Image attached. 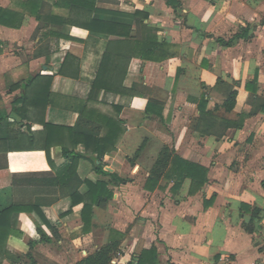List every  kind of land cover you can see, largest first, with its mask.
Here are the masks:
<instances>
[{"label": "crops", "instance_id": "crops-1", "mask_svg": "<svg viewBox=\"0 0 264 264\" xmlns=\"http://www.w3.org/2000/svg\"><path fill=\"white\" fill-rule=\"evenodd\" d=\"M25 1L0 0L1 8L24 12L19 29L0 26V112L15 123L7 170L0 171V205L38 208L11 215L12 232L0 243L10 255L0 264H76L106 245L110 231L119 253L110 264H138L139 254L152 247L155 264H264V0H177L175 10L165 0H97L96 8L112 13L147 14L148 32L175 53L160 63L132 58L119 65L117 78L126 70L122 86L134 87V96L92 88L106 35L68 25L69 11L51 0L42 1L37 19L23 11ZM113 50L128 54L132 47ZM255 73V86L246 88ZM35 76L28 102L16 103L22 91L11 86ZM234 91L230 112L213 110ZM202 98L213 119L239 128L219 137L198 134ZM148 101L152 114L146 113ZM12 113L19 121L10 119ZM42 120L57 129L44 128ZM106 120L114 124L108 147L115 150L102 161L126 184L111 185L80 159L75 173L82 183L64 179V185L57 173L67 161L62 148L86 155L82 140L89 131L98 132L94 140L106 136ZM164 147L206 169L201 189L190 193L189 179L174 189L165 174L153 190L145 189ZM85 181L104 182L111 191L93 207L87 233L83 204L70 198L85 197ZM37 226L48 243L38 242Z\"/></svg>", "mask_w": 264, "mask_h": 264}, {"label": "trees", "instance_id": "trees-1", "mask_svg": "<svg viewBox=\"0 0 264 264\" xmlns=\"http://www.w3.org/2000/svg\"><path fill=\"white\" fill-rule=\"evenodd\" d=\"M43 0H26L20 3L23 11L28 12V14H34L37 19H39L38 10L41 6ZM97 0H51L53 7L65 8L69 11L70 17L66 21L68 25L75 26L87 30L92 33L106 35L109 40L106 50L102 56L96 77L92 84V88L95 91L103 90L108 93H114L118 95L134 96L137 95L134 91V87L130 90L125 89L122 86V81L125 76V71H123L122 76L117 78V71H119V65L124 61L126 64L130 62L132 58H137L144 61L160 63L175 56L174 52L166 50V44L164 42H158L156 37L148 32L146 26L143 22L148 19V15L136 11L131 16H124L110 11L98 9L95 7ZM166 5L170 6L172 9H177L180 6L177 0H165ZM24 21V12L18 13L12 10L3 9L0 7V26L19 29ZM236 37V36H235ZM216 42L221 46L228 47L231 44L225 42L222 39H216ZM122 45L125 47L129 45L132 47V51L128 54L121 53L120 51L113 50V47ZM62 74V70L60 72ZM39 78L37 76L30 77L26 80L20 81L11 86V90L20 89L21 95L17 99L16 103L25 106L28 102V96L26 94L27 88L32 84L33 80ZM257 80V73H255L252 82L246 86L248 89L255 86ZM237 93L231 92L226 101L221 106H215L213 110L223 109L226 112H230L235 105V98ZM46 104V103H45ZM43 108H45V105ZM206 101L202 98L198 104V109L200 111V116L194 126V130L202 135H214L221 136L225 130L229 128H239L240 124L233 125L226 121H217L211 117L210 112H205L204 107ZM155 108L151 101H148L146 106V113L152 114ZM16 111L17 115L22 119L19 111ZM44 128H53L46 123L44 120L41 121ZM14 122L9 120L8 115L0 112V171L7 170L6 155L11 152L9 148V142L15 138V131L13 129ZM79 125V123H78ZM78 126H76L77 129ZM114 124L111 121L106 120V128L108 129V134L99 140L91 139V136L97 135L98 132L89 131V134L83 139V144L86 147V155H78L69 151L66 148H62V154L67 159L65 165L57 170V173H62V183L65 185V181L76 180L78 184L82 182L77 178L75 173V168L77 166L78 160L85 159L88 160L95 171V173L108 176L110 178V184L114 186H120L126 184V180L119 178L113 171L106 169V164L103 163L102 158L105 154L114 151V146L108 147L111 141L110 132L113 130ZM57 129V128H53ZM59 129H62L59 127ZM75 131V130H68ZM122 134V130L120 131ZM22 135V133L20 132ZM95 143V145H94ZM92 144V146H91ZM48 148L44 150L46 154V159L48 164L51 162L48 158ZM141 148L138 150V153ZM95 155V157H93ZM206 169L188 163L175 155L174 151L170 150L168 147H164L160 150L159 155L154 163L153 168L150 171L149 177L145 183L146 190H153L157 185L158 180L165 174L167 178L173 180V188L178 189L185 179L191 181L190 193H195L203 187L206 183ZM49 183L52 181L49 180ZM57 183V181H54ZM88 188L84 198L75 200L73 195L70 196L72 204H83L81 218L83 222V233H87L89 226L91 225L92 212L94 206H100L105 203L111 197V191L108 189L106 183L97 182L91 183L85 181ZM38 205V204H37ZM37 205L30 206L28 208L20 207L14 205L13 203L7 205H0V243L6 242L8 236L11 234L10 228V217L15 212H26L31 213L33 209L38 208ZM38 210V209H36ZM38 213L42 216L41 212ZM6 220V227H3L1 221ZM36 232L39 235V243H48L49 238L44 233L40 227H36ZM116 233L110 231V236L106 245L95 251L93 254L86 256L81 259L76 264H110L111 258L118 250V241H116ZM3 244L0 245V262L9 257V253H4ZM33 243H30L31 247ZM156 262V251L152 247L148 251H142L138 256V264H155Z\"/></svg>", "mask_w": 264, "mask_h": 264}, {"label": "water", "instance_id": "water-1", "mask_svg": "<svg viewBox=\"0 0 264 264\" xmlns=\"http://www.w3.org/2000/svg\"><path fill=\"white\" fill-rule=\"evenodd\" d=\"M10 119L14 121H19L18 117L14 113L10 114Z\"/></svg>", "mask_w": 264, "mask_h": 264}, {"label": "built area", "instance_id": "built-area-1", "mask_svg": "<svg viewBox=\"0 0 264 264\" xmlns=\"http://www.w3.org/2000/svg\"><path fill=\"white\" fill-rule=\"evenodd\" d=\"M117 255L119 256V253H117Z\"/></svg>", "mask_w": 264, "mask_h": 264}]
</instances>
